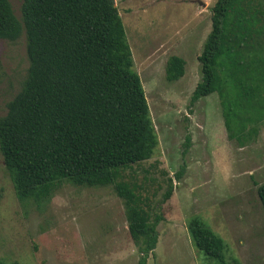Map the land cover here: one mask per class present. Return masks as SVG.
Here are the masks:
<instances>
[{
  "label": "rangeland",
  "instance_id": "obj_1",
  "mask_svg": "<svg viewBox=\"0 0 264 264\" xmlns=\"http://www.w3.org/2000/svg\"><path fill=\"white\" fill-rule=\"evenodd\" d=\"M8 1L19 18L22 0ZM214 1L203 7L193 0L118 4L133 70L140 77L158 140L151 158L133 166V177L144 183L148 194L154 193V204L161 201L166 178H172V195L157 209L163 216L157 225V244L145 264H217L194 246L186 228L190 217L199 218L222 238L227 264H264V209L257 195V187L264 184V102L246 105L245 113L232 109L231 139L216 92L190 104L201 77L197 55L211 28L209 7ZM254 3L243 25V50L264 62V0ZM171 55L185 62L183 76L175 81L165 78ZM26 68L24 34L15 41L1 39L0 116ZM256 97L254 93L251 99ZM187 134L190 145L182 155ZM182 163L183 176L175 179ZM139 259L123 202L111 186L63 182L47 202H21L0 154V262L138 264Z\"/></svg>",
  "mask_w": 264,
  "mask_h": 264
},
{
  "label": "trees",
  "instance_id": "obj_2",
  "mask_svg": "<svg viewBox=\"0 0 264 264\" xmlns=\"http://www.w3.org/2000/svg\"><path fill=\"white\" fill-rule=\"evenodd\" d=\"M254 2L215 0L209 7L211 28L197 55L201 77L190 104L216 92L230 139L232 109L245 113L246 105L264 102V62L243 50V25ZM21 34L27 68L0 116V154L16 197L40 205L63 182L111 186L123 202L138 264H145L157 244L163 219L157 209L172 195V178H166L167 188L154 204V193L133 177V166L151 158L158 140L114 0H22L19 18L8 0H0V40L15 41ZM184 64L171 55L166 80L182 77ZM254 93L257 100L251 99ZM189 145L187 134L182 155ZM184 170L182 163L174 178ZM257 195L264 209V184ZM186 228L198 250L227 264L221 237L197 217H190Z\"/></svg>",
  "mask_w": 264,
  "mask_h": 264
},
{
  "label": "crops",
  "instance_id": "obj_3",
  "mask_svg": "<svg viewBox=\"0 0 264 264\" xmlns=\"http://www.w3.org/2000/svg\"><path fill=\"white\" fill-rule=\"evenodd\" d=\"M123 1L124 0H114V3H115V5H116V7H117V9H119L118 8V4H120V5H122L123 4ZM193 1H196L197 3H198V1H199V6L200 7H203L204 5H206V6H208L209 5V3H208V1L209 0H193ZM139 5H141V4H139ZM118 12H119V10H118ZM196 16H198L199 14H201V11H197L196 13ZM120 15V14H119ZM127 37V36H126ZM129 43V42H128ZM131 48V47H130Z\"/></svg>",
  "mask_w": 264,
  "mask_h": 264
}]
</instances>
